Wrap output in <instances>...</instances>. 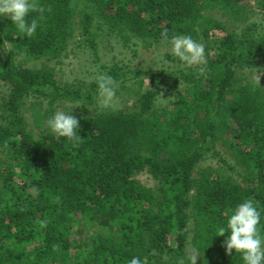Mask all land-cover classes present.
I'll return each instance as SVG.
<instances>
[{"label": "trees", "instance_id": "obj_1", "mask_svg": "<svg viewBox=\"0 0 264 264\" xmlns=\"http://www.w3.org/2000/svg\"><path fill=\"white\" fill-rule=\"evenodd\" d=\"M242 1L80 0V7L76 0H39L45 12L43 19L30 14L40 24L32 37L0 19V80L8 87L0 110L13 116L0 123V153H8L0 156V264H128L134 256L170 264L184 254V229L192 218L196 264H243L239 253L225 251L228 233L216 235L246 199L261 211L264 227V80L256 81L253 69L264 62V28L252 23L228 30L208 14L241 16ZM258 2L264 11V0ZM91 7L100 16L96 26ZM105 23L110 32L152 40L164 39V32L168 39L196 38V25L217 38L206 53L207 71L201 74L197 66L181 75L188 86L171 110L151 109L156 91L141 92L143 80L121 85L116 95L123 103L135 100L137 110L132 105L126 112L78 118L83 140L74 147L46 127L50 103L63 97L49 61L67 56L68 37L78 30V46L96 59ZM67 92L80 97L78 90ZM43 96L50 98L47 106ZM23 107L38 136L28 129ZM7 116L0 113V122ZM223 139L243 167L239 179L202 168L203 149ZM214 170L223 171L220 164ZM142 171L157 181L155 190L136 179Z\"/></svg>", "mask_w": 264, "mask_h": 264}, {"label": "rangeland", "instance_id": "obj_2", "mask_svg": "<svg viewBox=\"0 0 264 264\" xmlns=\"http://www.w3.org/2000/svg\"><path fill=\"white\" fill-rule=\"evenodd\" d=\"M79 1L80 0H76L77 6L83 7L85 3L83 2L80 4ZM241 3L243 4V13L241 16H237L236 14L235 16L228 17L220 15L216 13V11H208V14L223 22L228 30L239 32L244 26L252 23L257 26V29L264 28V11L260 10L258 0H243ZM95 8L96 7L90 8L93 15L92 24L94 26L98 23L97 20H100L98 10ZM101 20L103 21L102 17ZM75 26L77 27V24L74 22V27ZM103 27H105V33L97 46L96 59L88 54L86 48L84 49L78 46V44L81 43L79 42L81 41L80 39H83L78 30L68 37L66 49L68 52L67 56H60L56 60L49 61V64H51L50 66H53L55 69L53 78L57 81L58 92L62 93L63 97L60 96L59 98L53 99L50 103V98L43 96L44 106L50 103L52 114L58 110L69 111L71 109V114L77 119L103 114L108 115L121 111L126 112L132 105L135 110H137L138 103L135 100L123 103L117 95L108 108H102L99 103L98 92L94 93L90 89L91 83L96 80L99 74H110L109 70L114 69V74L112 73L110 75L113 78H115V74L119 75L118 79L115 80L116 88L121 85H130L136 80H143L141 92L147 90L156 91L154 97L150 100L151 109L155 108L160 114L171 110L173 102L178 100L176 95L181 93L184 87L188 86L181 78V75L195 70L197 66L187 68L174 57L171 53L170 39L152 40L149 38H142L127 30L123 32L117 30L115 32H110V25L108 24ZM195 29H197L198 36L193 39L205 45V54L212 53L209 47L213 44V41L216 40L217 32H214L215 34L208 32V35L204 36L202 33L204 28L196 25ZM123 35L127 37L124 38ZM35 63L37 67L40 66L39 60H36ZM46 64H48V61ZM24 66L31 67L32 62L30 61ZM253 69L256 70L254 79L263 82L264 62H260L259 65L255 66ZM71 90H78L80 97L74 98L73 95L71 96L68 94L67 91ZM7 91L8 87L0 80V101L2 98L6 97ZM46 91L47 93H51L55 91V89L46 88ZM87 94L91 96L90 99L86 98ZM30 99L37 98L32 97ZM28 101H25V103H28ZM21 111L25 120L28 122V129L38 136L40 130L33 129L30 114L25 111L24 107L21 108ZM8 112L11 113L12 111L8 109L6 113H3L0 110V113L4 116H7L6 114H8ZM12 117L7 116L0 123L8 124V121H11ZM227 141H229V138H227ZM208 145L211 146L209 141ZM229 148V144L225 142V139L221 141L217 140L214 147H205L203 149L206 151H203L205 158L200 161L202 168L204 170L211 169V174L213 176L219 173L239 179L240 176L237 174V171H242L243 167L237 164V159L232 156ZM7 154L6 152L0 153V156L6 158ZM218 164H220L223 170L222 173L214 170ZM228 165H234V169L229 168ZM135 177L146 187H151L153 190L157 187V181L145 171L138 173ZM194 192L195 190L192 194ZM76 226H78V224H76ZM78 230H80V228H78ZM184 231L187 240L184 254L175 257L170 264H181V261H184L187 255L192 253L193 249L196 250V246L194 245L195 222L193 218L188 222L187 226H185ZM71 234L73 238H77V233L74 235V229L71 230ZM71 252L72 251L69 250V253ZM152 254L157 256L158 252L154 251ZM72 257L73 256H71V258ZM163 258L167 260L168 257L164 255Z\"/></svg>", "mask_w": 264, "mask_h": 264}, {"label": "clouds", "instance_id": "obj_3", "mask_svg": "<svg viewBox=\"0 0 264 264\" xmlns=\"http://www.w3.org/2000/svg\"><path fill=\"white\" fill-rule=\"evenodd\" d=\"M37 12L43 19L45 9L39 0H0V19L7 18L12 25L24 36L32 37L40 26L36 18L29 19L31 13ZM168 39V33H162ZM171 53L185 67L199 66L198 71H207V57L205 45L197 42L190 35H174L170 39ZM99 103L102 108H108L117 94L116 81L108 73H101L96 77ZM47 129L57 138H65L74 147H78L83 140L78 134L79 120L69 111L58 110L46 120ZM262 216L255 202L246 199L239 203L228 217L226 225L219 226L216 236H228L224 240L226 252L239 253L243 264H262L264 261V227L261 226ZM41 228L47 227L48 221L39 222ZM195 249L189 258V264H196ZM128 264H147L146 259L134 256ZM184 264V261H181Z\"/></svg>", "mask_w": 264, "mask_h": 264}]
</instances>
